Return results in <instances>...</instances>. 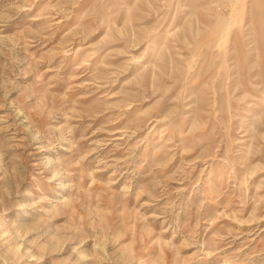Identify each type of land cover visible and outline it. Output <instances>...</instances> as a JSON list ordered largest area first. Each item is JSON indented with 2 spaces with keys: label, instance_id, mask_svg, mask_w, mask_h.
<instances>
[{
  "label": "rangeland",
  "instance_id": "rangeland-1",
  "mask_svg": "<svg viewBox=\"0 0 264 264\" xmlns=\"http://www.w3.org/2000/svg\"><path fill=\"white\" fill-rule=\"evenodd\" d=\"M0 264H264V0H0Z\"/></svg>",
  "mask_w": 264,
  "mask_h": 264
}]
</instances>
